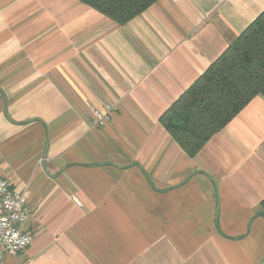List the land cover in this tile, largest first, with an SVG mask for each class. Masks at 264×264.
Instances as JSON below:
<instances>
[{"label": "crops", "instance_id": "crops-1", "mask_svg": "<svg viewBox=\"0 0 264 264\" xmlns=\"http://www.w3.org/2000/svg\"><path fill=\"white\" fill-rule=\"evenodd\" d=\"M263 11L158 0L120 24L80 0H0V176L34 235L0 264H264V97L194 155L161 120Z\"/></svg>", "mask_w": 264, "mask_h": 264}, {"label": "trees", "instance_id": "trees-1", "mask_svg": "<svg viewBox=\"0 0 264 264\" xmlns=\"http://www.w3.org/2000/svg\"><path fill=\"white\" fill-rule=\"evenodd\" d=\"M124 24L158 0H80ZM257 95L264 97V11L163 114L173 138L194 155ZM264 214V200L261 202Z\"/></svg>", "mask_w": 264, "mask_h": 264}, {"label": "built area", "instance_id": "built-area-1", "mask_svg": "<svg viewBox=\"0 0 264 264\" xmlns=\"http://www.w3.org/2000/svg\"><path fill=\"white\" fill-rule=\"evenodd\" d=\"M114 110L110 104L94 108L96 125L105 126ZM28 217L26 192L18 191L8 179L0 176V262L6 256L23 253L33 243L34 235L21 228Z\"/></svg>", "mask_w": 264, "mask_h": 264}]
</instances>
